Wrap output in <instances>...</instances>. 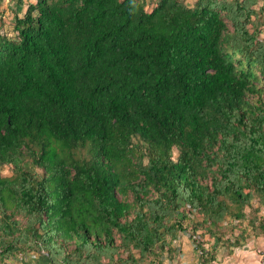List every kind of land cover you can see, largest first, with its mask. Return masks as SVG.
Instances as JSON below:
<instances>
[{
    "label": "trees",
    "instance_id": "obj_1",
    "mask_svg": "<svg viewBox=\"0 0 264 264\" xmlns=\"http://www.w3.org/2000/svg\"><path fill=\"white\" fill-rule=\"evenodd\" d=\"M17 3L0 33V264H162L182 233L205 261L204 234L253 226L264 0Z\"/></svg>",
    "mask_w": 264,
    "mask_h": 264
},
{
    "label": "crops",
    "instance_id": "obj_2",
    "mask_svg": "<svg viewBox=\"0 0 264 264\" xmlns=\"http://www.w3.org/2000/svg\"><path fill=\"white\" fill-rule=\"evenodd\" d=\"M17 1V0H16ZM5 2H9L5 4ZM14 0H0V5L4 4L5 8H8L12 5L11 8H17V4L13 3ZM15 6V7H13ZM10 8V7H9ZM261 8V15L256 21L257 28L261 29L262 34L263 29L262 25H264V4L260 5ZM4 13V12H3ZM1 13V15H3ZM18 14V12H17ZM14 14L11 16L8 15L7 17L14 19ZM4 16V15H3ZM259 23V25H258ZM252 213H254L257 205H253ZM251 211H246L247 214L250 215ZM256 219L260 221L261 218L264 217V208H260L258 212H256ZM248 231L250 232L248 236H246L245 243L235 248L234 251L230 254L223 255L220 258H215L214 256L210 255L205 256V261H202L200 257L199 250L195 247V245L190 240L189 236L186 233H182L178 236L177 240L173 243L174 253L172 255V259H169L168 256L164 255L161 259L162 264H263L261 260L262 254H264V231L261 229L260 225L256 226L257 228L254 231V227L248 226ZM244 233V232H243ZM247 234V233H244ZM206 249L207 247L204 246ZM211 254V253H210ZM9 264H13L9 261ZM14 264H48L46 258L43 254H36V253H29L21 258L18 263Z\"/></svg>",
    "mask_w": 264,
    "mask_h": 264
},
{
    "label": "rangeland",
    "instance_id": "obj_3",
    "mask_svg": "<svg viewBox=\"0 0 264 264\" xmlns=\"http://www.w3.org/2000/svg\"><path fill=\"white\" fill-rule=\"evenodd\" d=\"M10 1V0H9ZM15 4H17V8H11L12 5H10L8 8H5L4 4L0 5V33H4L6 34L8 37H12L13 36V21L12 19L7 17V13L8 15H12V14H22L23 11L25 10V6L23 8H19L18 3L16 0H14ZM150 3H153L154 0H148ZM9 2H5V4H8ZM186 3L188 6H192L194 3V0H186ZM15 7V6H13ZM4 12V13H3ZM1 13H3V15H1ZM264 23V21H263ZM259 25V23H258ZM263 29V33H264V25L261 26ZM264 36V34H263ZM11 173L10 171V167H5L2 170V175L4 176H9ZM246 211H251L253 210V207H249L245 209ZM251 212L249 217H251ZM252 215L256 216L257 214L252 213ZM248 217V218H249ZM250 219V218H249ZM251 222L252 221H243L241 223H237L236 221L231 222L230 224L228 223H224L222 226H220V232H219V237L220 240H216L215 238H210L209 235L204 234L205 236H202V240L204 245L207 247L208 251L210 249H215L216 252H210L212 256H214L215 258H220L223 255H227V254H231L235 248H238L240 246H242L245 241H246V236L249 235V228L248 226H251ZM195 223H197V221H195ZM260 221H253V227H254V231L257 228L256 226H259ZM201 229H199L200 231ZM202 231V230H201ZM247 234H244V233ZM242 238H244V241L242 242ZM238 242V246H234L233 243ZM241 242V244H240ZM232 245V246H230Z\"/></svg>",
    "mask_w": 264,
    "mask_h": 264
},
{
    "label": "built area",
    "instance_id": "obj_4",
    "mask_svg": "<svg viewBox=\"0 0 264 264\" xmlns=\"http://www.w3.org/2000/svg\"><path fill=\"white\" fill-rule=\"evenodd\" d=\"M262 227L264 229V217L262 218ZM199 253H200V251H199ZM261 260H262V263L264 264V254H262Z\"/></svg>",
    "mask_w": 264,
    "mask_h": 264
}]
</instances>
